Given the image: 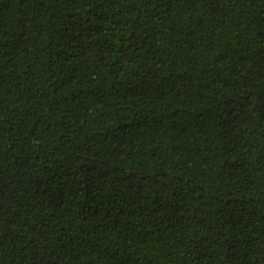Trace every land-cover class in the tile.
Listing matches in <instances>:
<instances>
[{
	"label": "trees",
	"instance_id": "16d2710c",
	"mask_svg": "<svg viewBox=\"0 0 264 264\" xmlns=\"http://www.w3.org/2000/svg\"><path fill=\"white\" fill-rule=\"evenodd\" d=\"M0 264H264V0H0Z\"/></svg>",
	"mask_w": 264,
	"mask_h": 264
}]
</instances>
